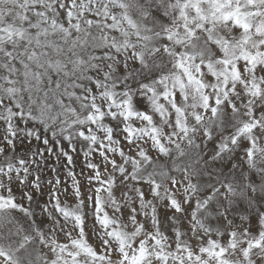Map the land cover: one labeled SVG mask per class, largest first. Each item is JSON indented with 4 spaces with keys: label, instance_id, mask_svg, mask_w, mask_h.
I'll return each mask as SVG.
<instances>
[{
    "label": "snow or ice",
    "instance_id": "6c2138e0",
    "mask_svg": "<svg viewBox=\"0 0 264 264\" xmlns=\"http://www.w3.org/2000/svg\"><path fill=\"white\" fill-rule=\"evenodd\" d=\"M3 264H264V0H0Z\"/></svg>",
    "mask_w": 264,
    "mask_h": 264
},
{
    "label": "rangeland",
    "instance_id": "374dc122",
    "mask_svg": "<svg viewBox=\"0 0 264 264\" xmlns=\"http://www.w3.org/2000/svg\"><path fill=\"white\" fill-rule=\"evenodd\" d=\"M0 264H3L2 260H0Z\"/></svg>",
    "mask_w": 264,
    "mask_h": 264
}]
</instances>
